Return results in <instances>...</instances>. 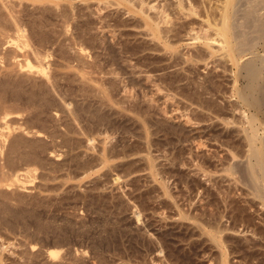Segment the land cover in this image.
Segmentation results:
<instances>
[{
	"label": "rangeland",
	"instance_id": "374dc122",
	"mask_svg": "<svg viewBox=\"0 0 264 264\" xmlns=\"http://www.w3.org/2000/svg\"><path fill=\"white\" fill-rule=\"evenodd\" d=\"M7 1L0 264H264V206L222 171L245 152L234 71L189 59L224 0Z\"/></svg>",
	"mask_w": 264,
	"mask_h": 264
},
{
	"label": "bare ground",
	"instance_id": "6f19581e",
	"mask_svg": "<svg viewBox=\"0 0 264 264\" xmlns=\"http://www.w3.org/2000/svg\"><path fill=\"white\" fill-rule=\"evenodd\" d=\"M5 1H7V0H5ZM5 1L0 0V2H1L0 6L1 5L4 6V4L5 5L8 4L9 1H7V3H5ZM42 1L49 2L50 0H42ZM208 1L211 3V0H208ZM105 2H106V0H105ZM218 2L220 4L221 0ZM242 2H243V4H242ZM107 3H108V0H107ZM199 3H201V2H199ZM221 3H222L221 6H217V10H219V19L217 21H215L216 17L213 16L214 13L210 14L211 17L213 16V18L215 19L214 24L216 26V29L213 30L214 27L212 26L213 27L212 30L214 32V33H212L213 35L209 34V33H205V34H207L206 36H205V34H203L204 36L202 35V37L201 36L194 37L195 40L203 41L205 43L206 49L209 51V54H210V55L208 54L209 58H207L204 54L198 53L196 55V53H197L196 52V53H194L195 56L192 54L191 55L192 59L191 58H189V59H190V61L195 60V62H196L198 60L199 61L201 60L200 62H202V61L204 62L207 59H211V60L216 59V55H217L219 58H221L220 60L223 63V65H222L223 67H226L228 65V63L231 64V69H232L231 71H234V75H235V77H234L235 83L233 86V97H235L236 100H238V103L240 106H243V110L241 109V111H243L244 119H246V122L243 121L244 119L240 120V121H243L242 122L243 127L242 128L240 127V129H241V133L244 134L243 136H244L245 142L243 144H245V147L243 146L242 143H240V144H242V147L245 148V152H242L244 150L243 149L241 151L242 153H244L243 156H242V153H241V156L237 155L240 150H238V152H236V150L240 146H237L238 148L234 149L236 154L232 150V152H230V154L232 153L231 155L233 157L229 155L231 157V161H230L231 163L230 164L228 163L229 164L228 167L225 166V168H223L222 171L225 172L226 174H228L229 177L231 176V177H235V178L238 177V176L236 177L237 174L238 175L241 174L239 176V178L247 179L245 182H246V186L248 187V190L251 191L249 193H252L253 196L256 199L260 200L264 206V1L224 0V2L222 1ZM15 4H16V2L14 3V5ZM194 4H195L194 2L190 3V7L187 8V10H189L188 12L190 14H193V15L197 14V9H196ZM164 5H165V3H164ZM56 6H58L57 3H56ZM6 7H7V5H6ZM6 7H4V9ZM11 7H10V10L14 11V9H13L14 7L12 9H11ZM164 7L165 6H163V8ZM179 7L181 9L184 8L182 2H180ZM198 7L199 6H197V8ZM1 8H2V6H1ZM15 9H16V7H15ZM150 10H156V7H150ZM163 10H162L163 12H161L162 13L161 15L163 18L161 19L160 22L164 25H168L169 21H170L169 18L171 16H170V14H167L168 9H166L167 11L165 10V8ZM140 11L143 12L142 9ZM1 13H2V11H1ZM144 13H146V11ZM144 13H143V15H144ZM2 14H0V15H2ZM208 17H210L209 14L207 15V20L209 19ZM188 18H190V17H188ZM151 20L152 19H150V21ZM210 20L212 21V19H210ZM160 22L158 24L156 23V31L157 32L155 34H153L155 36L154 39H157V42H158V40L162 41L165 39L168 40V38H170L169 37L170 32H168V30H164V28L161 27L162 24ZM154 24H155V22H154ZM208 24L209 25L213 24V21L208 23ZM147 27H148V24H147ZM210 28H211V26H210ZM214 43L215 44L217 43L219 47H215L213 45ZM248 56H252V58L249 57L250 59H248L247 61H242L245 57H248ZM221 62H220V64H222ZM215 87H216V85H214V83H211V85H210L209 81H208L207 83L204 84L203 89L206 93L208 92V93L212 94V93H217L218 91H220V88H218V86L216 88ZM231 87H232V85H231ZM200 90H201V88H200ZM207 102L208 101H205V102L201 101L199 105L204 109L208 108L209 110L212 111V109H213L212 103L208 107H205ZM239 105H238V107H239ZM224 109H225V107H224ZM236 111H239V110H236ZM234 122L236 123V121H234ZM237 124H240V123L238 122ZM227 125H229V124H227ZM238 128H239V126H238ZM228 147H230V145ZM230 150L231 149L229 148V151ZM239 157L244 158V159L243 158L241 159L242 162L244 160L243 169L241 168L240 164H238V165L235 163L232 164V161L234 162V159L238 160ZM236 160H235V162H236ZM242 182H243V180H242ZM216 229L217 228L215 226L214 231H216L217 234L218 233L222 234V232L224 231V229H221L220 227L218 228V229H221V230H218L219 232H217ZM62 251L52 249L48 253V255H49L48 258L51 260H55L56 258L60 257V255L62 254L61 253Z\"/></svg>",
	"mask_w": 264,
	"mask_h": 264
}]
</instances>
